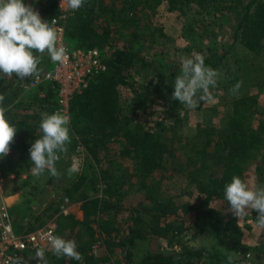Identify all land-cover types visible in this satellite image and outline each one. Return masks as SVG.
<instances>
[{"label": "rangeland", "instance_id": "374dc122", "mask_svg": "<svg viewBox=\"0 0 264 264\" xmlns=\"http://www.w3.org/2000/svg\"><path fill=\"white\" fill-rule=\"evenodd\" d=\"M29 1L30 4H39V0ZM89 1L90 4L86 9L82 8L78 11H72L66 5L61 7L66 38L69 31L80 25L82 19L90 22L94 27L110 24L114 31L111 45L97 48L107 61L116 49L131 44L138 46V41L133 38L131 32L139 28L146 33H155L157 43L152 53H159L158 59L174 62L178 66H180V58L191 55L193 50L212 59L221 57L233 46L234 54L226 61L232 73L239 78L237 82L243 83L238 94L233 95L230 90L237 82L229 83L228 69L220 66L217 69L219 72L217 84L211 89V98L201 102L195 110L183 106L181 115L177 119L166 113L164 101L171 94L164 84L165 80L160 81V77L156 78L154 73H143L136 76L131 85L121 87L119 106L123 113L130 117L129 126L155 131L157 125L161 124L164 135L169 141L171 140L175 148L174 157L171 158L173 163L168 170L153 178H147L143 183L141 177L134 173L136 169L134 163L130 160H119L117 157L126 145L123 136L104 142L106 146L101 148L103 151H98V161L93 154L88 153L84 145L72 153L67 152L59 160L58 170L61 177L59 179L54 177L51 184L48 183L51 175L47 172L38 178L31 174L30 155L11 149L7 157L0 158V174L8 178L5 188L6 200L12 207L11 212L17 230L26 231L30 224L37 223H43L42 227L56 225L57 213L62 212L61 206L66 198L62 189L67 183L83 175L85 168L88 169V163L93 161L100 162L94 164L97 169L104 167L114 170L113 176L108 180L111 186H104L103 183L97 182L95 177L86 183L85 191L91 197H101L106 194L104 193L106 190L122 193L125 205L123 213L118 217L120 225L126 226L133 215L144 219L145 223H150L155 214L163 217V223L167 221L180 231L181 234L172 249L167 247V241L163 239L158 241L157 245L161 251L180 250L184 246L193 249L216 248L223 255L231 254L238 259L239 246L247 244L254 247L256 253H264V227H259L255 220L258 213L249 211L248 215L239 219L229 210L224 197L206 203L205 195L187 180L189 170L185 169L188 168L190 157L197 159L205 147L210 151L213 149L214 146L206 145V133L203 132L206 129H213L216 131L213 133L215 138L219 137L221 130L227 128L232 112L231 103L235 99L243 95L253 96L256 98L257 108L252 116L254 126L264 118V51L252 53L247 51L241 42H234L238 19L234 9L230 7L217 8L213 3L202 5L192 1L184 9L173 10L168 1L163 0L161 5L150 4L146 12H143L140 6L130 7L125 0H102L107 9L103 5H98V9L94 10V16L91 17L89 12L95 0ZM61 2L62 0H59V5ZM237 10L240 11V8ZM190 24L195 26L196 35L189 33L187 27ZM68 42L73 47L70 39L67 40ZM32 81H23L21 95L16 102V111L23 115L32 116L39 110L33 101L37 85L32 86ZM155 88L157 92H154ZM139 100L141 102L137 107ZM29 121L35 126L31 119ZM73 158L78 164V171L69 177L68 169L74 162ZM208 162L203 178L220 176L223 173L222 167L214 168L210 159ZM173 167L183 168L186 172L176 171L177 168ZM261 167L264 170V152L246 156L240 166L242 169L240 177L253 183L264 184L260 176L262 174L259 173ZM11 175H15V179H10ZM108 175L111 176L112 173ZM121 180L126 182L121 189H118ZM145 185L158 188L156 200H145L143 189ZM68 200V206L65 207L66 215H73L76 221L83 224L75 227V230L73 229L75 232L81 228L85 229V225L89 223L94 229L97 228L93 219L85 216L83 208L85 205L82 201L69 198ZM38 217L40 218L37 219ZM69 233L70 230L62 232L59 236L67 239ZM107 241L109 238L105 236L104 239L95 241L92 247L93 255L103 259L108 257L110 260H106L104 264H124V253L113 250L107 245ZM33 260V257L28 258L27 264Z\"/></svg>", "mask_w": 264, "mask_h": 264}, {"label": "trees", "instance_id": "16d2710c", "mask_svg": "<svg viewBox=\"0 0 264 264\" xmlns=\"http://www.w3.org/2000/svg\"><path fill=\"white\" fill-rule=\"evenodd\" d=\"M130 1V0H129ZM173 10L184 9L191 2L205 4H214L218 7H227L234 9L237 15L238 23L235 27L234 42H241L244 48L252 53L264 51V0H166ZM31 1L25 0L26 4ZM126 3L130 7L140 6L143 12H146L150 4L161 5L163 0H131ZM39 4L32 3L37 11L40 12L44 20L61 15L59 0H39ZM37 4V5H36ZM90 4L87 0L84 9ZM98 5H104L102 0H95L94 6L90 9V16L93 17L94 10ZM81 8V9H82ZM240 8V11L237 10ZM105 9L107 7L105 6ZM187 29L192 35H196L195 26L190 24ZM131 35L138 41V46L131 44L125 48L114 50L108 63V70L95 77L89 87L80 94H76L70 101L69 108L71 114V134L72 142L68 145V152L72 153L81 145L86 146L88 153L93 154L97 159L98 151L106 146L104 142L114 137L123 136L126 139L125 147L118 153V158L130 160L135 165V174L141 177V182L147 178H153L155 175L168 170L172 165L171 160L174 157L173 143L164 135L161 124L157 125L155 131L144 130L140 127L131 128L130 117L123 113L119 106V96L121 87L131 85L136 76L143 73H154V76L160 77V81L165 80V85L171 94L164 101L167 108L166 113L174 118H179L183 106L179 101L172 100L174 92L175 77L180 73V66L174 62L161 61L157 52L152 53L154 45L157 43L155 33L143 32L139 28L133 30ZM68 39L73 42L71 48L91 49L104 48L111 45L114 37L112 26L102 24L94 27L85 19L81 20L80 25L67 34ZM161 36H165L162 35ZM146 43L148 46H146ZM145 47H148L145 49ZM233 46L227 52L218 58H207L205 64L217 70L220 66L226 67L230 74L229 83L238 81V77L232 73L227 63V59L234 54ZM159 55V56H158ZM158 56V57H156ZM50 66V58L45 55L42 58L40 67L45 70ZM44 72V71H43ZM42 72V74H43ZM41 74V76H42ZM29 78L25 81H31ZM15 76L7 79H0V94L5 95L3 106L8 108L6 118L18 129L11 145V149L18 150L30 155L31 144L37 138H40L39 123L41 113L52 114L59 109L58 85L50 81H41L33 94V101L39 108L38 113L34 115H23L16 111V102L21 95V84ZM157 88L154 92H157ZM140 100L137 107H139ZM232 112L229 118L227 128L221 130L219 137L215 138L213 129L205 130L206 145L214 146L210 151L205 147L197 159L190 157L188 168L189 182L196 186L199 191L205 195V202L221 199L224 197V187L231 182L233 176H240L242 169L241 163L247 156H254L257 153L264 152V118L260 119L257 126L252 122V116L256 113V98L249 95H243L231 103ZM72 117L75 119L73 120ZM32 120L35 126L30 123ZM172 138V137H170ZM210 148V147H209ZM263 151H262V150ZM64 154H61V157ZM211 165L222 167L224 169L220 176L203 178L204 172L208 168V160ZM98 161V159H97ZM100 162L88 163V169L79 178L67 183L62 189L64 196L69 199L82 201L85 205L84 211L87 218H92L97 228L85 225V229L74 231L75 227L83 225L76 221L73 215H66L58 212L56 216L57 235L70 230L67 239H74L78 245V251L83 256V261L70 260L68 258H57L50 251H46L48 264H104L107 259L99 258L93 255V243L108 237L107 245L114 250H120L124 253V264H228L227 255H223L216 248L193 249L183 247L180 250H160L157 243L163 239L167 241L168 248H173L177 237L181 234L174 225L163 223V217L153 214V220L145 223L144 219L134 215L129 219L126 226L118 222V217L123 213L124 195L119 191H104L101 197H91L86 191V183L95 179L104 186H111L110 180L114 170L94 165ZM120 166V165H119ZM59 168V161L56 163ZM124 167V165H121ZM174 169L177 167H173ZM115 169V168H114ZM184 171L183 168H177L176 171ZM263 168L259 173L264 180ZM112 173L111 176L108 174ZM50 177L49 184L52 183ZM113 179V178H112ZM119 182L121 189L125 184ZM145 200H156L158 188L153 185L143 186ZM108 192V194H107ZM167 207V206H166ZM163 216L164 214L161 213ZM38 217L37 219H39ZM38 221V220H36ZM43 223L30 224L26 232L35 231L42 228ZM74 229V230H73ZM254 247L241 244L239 246V258L233 257V264H264V253L258 254ZM35 256V253L30 255ZM29 264H38L33 260Z\"/></svg>", "mask_w": 264, "mask_h": 264}, {"label": "clouds", "instance_id": "9594fccd", "mask_svg": "<svg viewBox=\"0 0 264 264\" xmlns=\"http://www.w3.org/2000/svg\"><path fill=\"white\" fill-rule=\"evenodd\" d=\"M87 0H62L60 7L67 6L72 11L84 7ZM56 20H44L39 11L25 0H0V79L15 76L19 81L39 79L44 71L40 65L47 55L53 64H62L68 59L66 49L60 44L59 30L54 27ZM218 70L205 64L202 54L193 50L191 55L180 58V73L175 77L174 92L171 99L179 101L185 108L195 110L201 102L211 98V89L217 84ZM242 81L237 82L230 90L238 94ZM5 95L0 94V158L11 152L18 129L6 118L8 108L3 106ZM41 132L29 149L31 174L40 177L47 172L59 179L61 173L56 167L61 154H67L68 145L72 142L70 118L61 111L52 114L41 113L39 123ZM68 169L71 177L78 171L75 158ZM224 199L229 210L239 219L249 211L258 213L255 219L259 227H264V184L233 176L224 187ZM48 248L39 247L34 260L38 264H48L46 251L57 258L83 261L74 239H65L49 233ZM230 253V252H229ZM228 264H233L231 254ZM5 264H26L22 257L9 258Z\"/></svg>", "mask_w": 264, "mask_h": 264}, {"label": "built area", "instance_id": "2783aa9c", "mask_svg": "<svg viewBox=\"0 0 264 264\" xmlns=\"http://www.w3.org/2000/svg\"><path fill=\"white\" fill-rule=\"evenodd\" d=\"M63 16L59 15L47 19L51 22L56 20L55 28L59 30L60 44L66 49L68 59L62 64H53L46 68L40 78L33 79L32 86L38 85L41 81H50L58 85L59 109L69 116L71 114L69 104L71 99L86 90L92 80L106 73L108 63L106 57L97 48L81 49L71 48L67 43L66 27L63 23ZM10 179H15L11 175ZM8 178L0 174V264H5L9 258L22 257L27 264V259L35 253L39 247L48 248L47 235H57L56 225L42 227L35 231H18L6 200V183ZM68 198L62 203V213L66 214L65 207L68 206Z\"/></svg>", "mask_w": 264, "mask_h": 264}, {"label": "crops", "instance_id": "0c3cea01", "mask_svg": "<svg viewBox=\"0 0 264 264\" xmlns=\"http://www.w3.org/2000/svg\"><path fill=\"white\" fill-rule=\"evenodd\" d=\"M12 207H10V210H11ZM12 213V212H11ZM19 231V230H18Z\"/></svg>", "mask_w": 264, "mask_h": 264}]
</instances>
